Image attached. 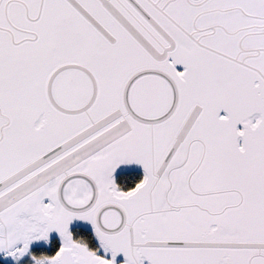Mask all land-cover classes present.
<instances>
[{"label":"snow or ice","instance_id":"snow-or-ice-1","mask_svg":"<svg viewBox=\"0 0 264 264\" xmlns=\"http://www.w3.org/2000/svg\"><path fill=\"white\" fill-rule=\"evenodd\" d=\"M0 264H264V0H0Z\"/></svg>","mask_w":264,"mask_h":264}]
</instances>
